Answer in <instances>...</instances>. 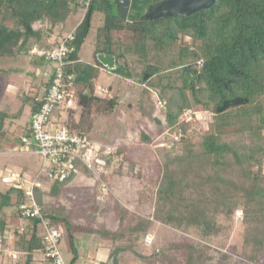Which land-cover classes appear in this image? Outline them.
<instances>
[{
	"label": "trees",
	"instance_id": "16d2710c",
	"mask_svg": "<svg viewBox=\"0 0 264 264\" xmlns=\"http://www.w3.org/2000/svg\"><path fill=\"white\" fill-rule=\"evenodd\" d=\"M158 1L130 0L123 17L118 0H90L86 8L75 0H0V58L25 55L34 65L50 63L45 55L31 53V50H50L60 38L73 31V39L68 42L73 50L64 62V89L71 96H66L57 106L50 123L58 126L53 117L55 113L62 117V108L65 116L59 125L89 142L97 131L100 117H111L124 103L121 100L124 87L130 92L134 89L141 93L153 92L164 112L163 128L171 131L175 140L171 137L170 149L160 151L162 157L153 187L151 218L167 226L196 227L200 230V239L209 242L216 233V229H209H214L215 225L207 219L199 200L185 197L188 179L196 171L200 157L207 159L214 170H239L248 179L241 190L255 206L243 209L242 221L246 226L243 241L250 246L244 264H258L264 261V0H215L211 6L185 16L156 17L152 9ZM78 11H82V17L72 29H66L70 17ZM95 13L102 16L101 23L95 31L92 59L84 61L79 52ZM97 54L115 58L116 67L109 72L119 78L121 85L113 92L112 84L104 90L97 89L104 70ZM69 75L71 78L67 80ZM51 79L52 74L42 86V96L29 99L30 115L42 104ZM69 100L73 105H68ZM139 102L140 98H136L125 104L128 110H133L140 108ZM21 111V108L15 113L0 109V141L6 134V120L20 115ZM199 111L210 117L195 144L186 138L187 126L181 116ZM126 116L133 119L131 111ZM153 120L160 123L155 117ZM24 134L29 136L27 128ZM140 138L146 140L148 136L141 131ZM177 145L180 151L170 157L168 152ZM122 152L121 149L110 152L106 163ZM97 155L99 158V153ZM79 171H71L64 177L46 178L48 193L58 196ZM103 177L107 179L108 175ZM43 191L41 186L35 187L36 201L50 222L68 235L74 253L70 264L76 258L73 239L76 230L96 233L113 242L128 238L115 246L110 256L114 264H117L116 256L125 251L139 258L162 259L173 252L175 261L181 259L185 264H207L213 260L210 253L213 249L208 242H193L187 237L159 247V252L156 250L147 257L136 250L138 236L133 234L143 231L151 224L149 220L140 221L127 232L74 224L63 205L58 202L46 205ZM22 201L23 189L14 181L7 189L0 190V242H3L7 227L8 208H13V217L25 219L17 208ZM25 220V225L19 227L23 229L17 241V245L20 241L23 243L24 261L21 263L18 257L13 264H31L33 254L42 252L43 237L37 221ZM218 254L226 255L220 251Z\"/></svg>",
	"mask_w": 264,
	"mask_h": 264
},
{
	"label": "rangeland",
	"instance_id": "374dc122",
	"mask_svg": "<svg viewBox=\"0 0 264 264\" xmlns=\"http://www.w3.org/2000/svg\"><path fill=\"white\" fill-rule=\"evenodd\" d=\"M81 17L82 11L72 15L66 29H72ZM101 18L102 16L99 13H95L93 16L92 27L79 52L81 59L84 61L92 59L95 31L101 23ZM4 59L0 60V66L2 65L3 68L15 66L14 68L20 69L21 72L0 75V90L3 89V84L7 79L13 78L14 82H19L21 85L27 82L26 84L30 85L19 91L21 92L19 93L20 98L25 99L32 92L30 87H36L43 82L41 72L34 75V68L30 65L27 56L21 55L16 58ZM97 84L104 88L112 84L113 92L121 85V82L112 72L103 70ZM123 90L121 100L124 103L115 110L111 117H100L96 126L97 131L94 135H91L90 139L91 143L99 147V158L105 163L103 167L101 166L100 177L107 184V193H101L100 181L97 177L80 168L78 174L67 183L58 196L50 195L48 189L44 190V195L42 194L43 201L47 206H51L56 202L60 203L70 216L72 223L85 227L118 229L127 232L130 227L140 221L149 220L151 224L145 226L143 231H136L133 234L134 237L138 236V238H135L136 250L147 257L156 250L159 252V247L168 246L180 239L184 240L183 237H187L193 242L206 241L200 239L198 233L200 230L196 227L167 226L151 218L154 209L153 187L158 177L159 162L161 163L160 157H162L160 151L170 149L168 145L172 135H170L171 131L163 128L164 112L153 92L141 93L138 89L130 92L129 88L126 87ZM136 98H140V108L128 110L125 103ZM0 100L2 108L12 113L20 105L17 99L14 100L11 97L3 96ZM69 104L73 105L72 102ZM61 111L62 117H64L65 111L62 108ZM76 111L77 117L78 110ZM129 111L133 114L131 120L126 116ZM154 117L159 119L161 124L154 121ZM209 117L210 114L204 111L194 114H182L181 120L187 126L186 138L197 144L200 140V132L205 128ZM27 118L28 109L25 107L19 119L16 121L7 119L6 125L10 127L12 124L17 126L23 123L20 125V127H23ZM56 121L59 125L62 119L57 116ZM18 130H14L13 133H19ZM141 131L148 136V139L143 140L140 138ZM173 139L175 140V137ZM6 145L7 142L0 145V190H5L9 185H12L13 179L10 176L12 172L28 177L37 171L41 162L36 153L20 147L19 144L10 143L9 146ZM177 146L168 152L170 157L180 151V145ZM120 149L124 152L115 154L111 162L107 164L105 159L109 153ZM121 160L123 161L121 162ZM120 163H122L121 167H119ZM232 167L234 168L233 165ZM104 174L108 175L107 179H104ZM82 178L84 180H81ZM247 183L248 179L239 170H214L204 157H200L196 165V171L188 179L185 197L188 200L197 199L200 201V205L205 208L208 215L207 219L215 225L214 229L210 228L209 230L216 229V233L209 239V242L206 241L213 249L210 252L213 260L207 264H244L246 261L245 257L250 251V246L243 241L246 233V226L242 221L243 209L244 207H255L242 191ZM11 211H13V208H8L6 214L8 216L7 237L17 242L20 233H17V230L25 225L26 220L13 217ZM147 234H151L153 237L150 244L144 241ZM127 240L128 238H125L122 241L114 242V246L121 242L125 243ZM22 246L23 243L20 241L19 245L16 244L15 246L16 250H22ZM217 251L226 255L222 256ZM24 257L23 254L21 260ZM125 258L133 261V263L128 264H185L181 262V259L175 261L173 252L162 259L157 257L139 258L132 252L125 251L119 254L118 260H125ZM225 258H227V261H222ZM258 264H264V261Z\"/></svg>",
	"mask_w": 264,
	"mask_h": 264
},
{
	"label": "built area",
	"instance_id": "2783aa9c",
	"mask_svg": "<svg viewBox=\"0 0 264 264\" xmlns=\"http://www.w3.org/2000/svg\"><path fill=\"white\" fill-rule=\"evenodd\" d=\"M75 1L84 8L90 3V0ZM73 35V31L67 33L50 50H31V53L45 55L48 58L51 64L52 79L46 87L43 102L39 109L30 115L27 127L29 136L23 134L20 140L24 147L40 157L41 163L37 172L31 177L14 172L10 175L14 184L21 187L24 192V201L17 205L21 216L37 221L43 237L42 254L46 264H68L61 250V240L64 233L61 227L52 224L43 214L36 201L35 187L39 186L43 179L64 177L71 171L82 168L87 169L90 174L97 177L100 181L102 194H106L108 191L107 184L100 177L103 162L97 157L98 147L85 138L68 132L65 127L59 125L53 127L50 123L51 116L57 106L64 102L66 96H71V93L64 89V62L65 57L73 50V46L68 44L73 39ZM70 78L71 75L66 77L67 80ZM70 102L71 100L68 101V105ZM152 239V235L147 234L144 241L150 244ZM10 256L13 259L19 257L17 252L10 253Z\"/></svg>",
	"mask_w": 264,
	"mask_h": 264
},
{
	"label": "crops",
	"instance_id": "0c3cea01",
	"mask_svg": "<svg viewBox=\"0 0 264 264\" xmlns=\"http://www.w3.org/2000/svg\"><path fill=\"white\" fill-rule=\"evenodd\" d=\"M0 60H2V58H0ZM30 65H32L34 68L33 69L34 75H38L40 72L42 73L43 83H40V85H38L36 87H30V90L32 92L29 93V96L25 97V99H21L19 96L20 95L19 93H21V92H19V91H21L22 88H25V86H29L30 84H26L27 83L26 82V83H23L21 85V84H19V82H17V83L14 82L12 80L13 78L7 79L3 84V86H4L3 89L0 90V98H2L3 96H7V97H11L14 100L17 99L19 101L20 105L16 109V111H18L20 108L22 109L20 115H17V116H14L12 118H8V119H14V121H16L17 119H19L21 117L24 108L27 107V109H28V118H27V120L24 121L25 124L23 127H20V125L23 123H20L17 126H14L15 124H12V126L9 127L6 125L7 121L5 122L6 134H5L4 138L0 141V145H2L3 143L5 144V142H7L6 146H9L10 143H12V144L16 143V144H19L20 147L26 148L21 144L20 137L24 134L26 128L28 127V122H29V118H30V101H29V99L32 97H35V96H37V97L42 96V92H43L42 86L45 83V81L47 80V77L50 75V68H51V64L47 63V62L43 65H40V66L34 65L33 63L30 62ZM14 67L7 66L6 68H3L1 65L0 69H2L3 72H4V70H6V72L5 73L0 72V75H4L6 73L8 75H10L11 73L15 74V73L21 72L20 69L14 68ZM104 70L109 71V70H106L105 68H104ZM26 71L29 72L28 70H26ZM40 80H41V77H40ZM99 88H101V89H99ZM97 89L101 91V90H104V87L97 85ZM24 102H26V103H24ZM0 105H1L0 109H3L1 100H0ZM3 110H5V109H3ZM9 112H11V111H9ZM56 116H57V113H55L53 118L56 119ZM60 119H63V117H60ZM59 126H61V125H59ZM13 129L14 130L19 129L18 130L19 133L18 132H17L18 134L13 133L14 132ZM5 140H7V141H5ZM16 146L18 147V145H16ZM26 150H29V149L26 148ZM35 172L33 174H30V176H28V177L33 176L35 174ZM85 176H83V177L85 178ZM84 178H82L81 180H84ZM40 183L41 184L39 186H41L44 190L49 188V182H47L46 179H43ZM22 229L23 228L19 229V232H20L19 234H21ZM63 233L64 234H63V237L61 240V250H62V254L64 256V259L66 260V262L68 264H70V260L74 256V253L71 250L70 239H69L68 235L66 234L65 230H63ZM73 236H74V238H73L74 239V245L76 247L77 252H76L75 261L72 264H105L109 261V259H112V261H113V257H110L114 248H115L114 242L112 240L102 238L96 233L87 232L85 230H76L74 232ZM16 244H17V242L14 239H10L7 237V229H5L4 235H3V242H0V262H10L12 264L15 263V261H17L18 259L17 260L13 259L10 256V253H12V252H17L19 255V259L21 260V257L23 256V254H25V252H24V250H20V249H19L20 251H17L16 247H15ZM110 249H111V252L109 253ZM121 253H123V252H120L119 254H121ZM119 254L116 256L117 264H128L130 262L133 263V261H131L129 258H125V260L124 259L118 260ZM23 261H24V259L21 260V263ZM31 264H46V260L43 256L42 252H38V253L36 252L33 254Z\"/></svg>",
	"mask_w": 264,
	"mask_h": 264
},
{
	"label": "water",
	"instance_id": "95a60500",
	"mask_svg": "<svg viewBox=\"0 0 264 264\" xmlns=\"http://www.w3.org/2000/svg\"><path fill=\"white\" fill-rule=\"evenodd\" d=\"M215 0H160L154 4L152 12L156 17L164 16H185L197 10L207 8ZM130 0H118L120 14L125 17L128 11ZM97 60L106 70H113L116 67L115 58L108 54H97ZM105 264H113L112 259Z\"/></svg>",
	"mask_w": 264,
	"mask_h": 264
}]
</instances>
